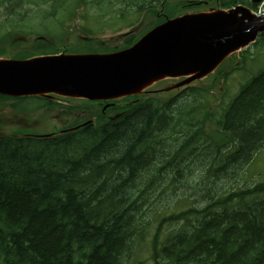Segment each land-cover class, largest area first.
Masks as SVG:
<instances>
[{"label": "trees", "instance_id": "1", "mask_svg": "<svg viewBox=\"0 0 264 264\" xmlns=\"http://www.w3.org/2000/svg\"><path fill=\"white\" fill-rule=\"evenodd\" d=\"M129 1L142 8L138 0ZM190 1V7L197 4ZM236 5L254 8L250 0H220L219 7ZM136 40L133 35L115 51ZM252 46L264 55V34ZM36 48L39 54L14 57L47 52L44 45ZM250 49L237 57L243 66L253 58ZM259 65L250 64L249 74ZM220 72L213 75L226 80ZM212 97L211 88L188 85L173 97L99 103L87 119L94 122L72 131L1 135L0 264H129L148 228L155 229L149 247L154 264H264V183L237 186L218 197L213 187L196 190L198 185L191 193L175 186L181 165L194 157L210 164L213 178L229 175L230 166L233 176L264 143V67L219 111L210 110ZM28 99L43 102L39 107L55 104L0 95V107L26 111L18 104ZM107 104L113 106L103 113ZM184 193L202 201L154 224L144 218L145 202L152 206L154 199ZM165 226L172 230L160 245Z\"/></svg>", "mask_w": 264, "mask_h": 264}, {"label": "rangeland", "instance_id": "2", "mask_svg": "<svg viewBox=\"0 0 264 264\" xmlns=\"http://www.w3.org/2000/svg\"><path fill=\"white\" fill-rule=\"evenodd\" d=\"M140 1L141 0H138V4H141L142 8L132 6L129 0H87L86 5L79 0H0V27H2V31L15 32L17 35L29 38L25 40L24 43L20 42V39L10 41L6 48H2V51L4 52L2 57L12 58L18 52L22 51L30 54L36 51L34 48H36L37 45H47V41L38 43V40H35L38 35L52 42L54 48H46V54L52 53L57 49L56 46L60 45H62L59 47L61 49L58 50H64L65 52L68 50V52L74 55L107 54L110 53L112 49H119L122 47V40H124L125 37L123 35L118 36L117 29L123 28L121 32H127L133 29L134 34L147 33L150 28L157 24V19L159 18L158 14L164 16L176 14L178 11L181 12L182 10H179L178 7L185 2V0ZM165 1L168 3L164 4ZM54 2H57L62 7L59 9L54 8ZM198 2H204V4H202L200 9H193V12H197L196 10L208 11L211 9H218L219 7L216 5L220 6L218 0ZM150 3L153 8L150 6ZM42 5H45V7ZM147 6H149V8ZM172 8H176L174 12L169 10ZM47 10L49 11L48 15L57 14V12L62 14H57L56 17H50L47 16ZM79 10L81 14L79 13ZM95 13L102 14L106 18H100L98 15H94ZM121 13L130 14L121 19L114 18ZM65 14L68 16L73 15L70 17L71 24L80 26L87 25V27L94 30V34H88V37H96L93 44L89 45V42L84 39L86 36L83 32H80V34L76 36L75 32L80 30L77 29L73 32L72 29L66 30L68 27V21ZM89 19L93 21L87 24ZM97 20L99 21L97 22ZM29 28H31L37 36L32 35ZM66 31H69L71 34L67 33V35H65ZM250 52L253 53L252 55L254 59L246 60L245 66L254 62L264 65V55L260 53V50L252 46ZM237 55L238 53L233 56ZM233 56L227 59L229 62L222 65L221 74L229 73L232 66H234L235 59H232ZM245 66L244 68L229 74L226 80H223L220 77L216 79L214 75H211L203 80L192 83L190 87H197L204 90L211 88L213 95L211 98V105L213 107L210 110L212 112L219 111L220 107H223L225 104L227 106L231 102L239 92L241 86L244 85L251 76H255L258 73L257 71L250 75V68L245 71ZM256 68L257 67H255V69ZM178 82H180V80H164L162 83L154 85L146 90V92L155 93L157 92V89L169 88ZM174 93H177V91H173L171 94ZM53 101L66 106L81 107L83 105L82 100L75 99L62 100L53 98ZM88 103L89 102H86V104L80 108L82 110H79L78 112H69L65 110V106H61L52 108L44 107L35 110L32 114L20 112L22 115H14V112L11 113L8 111L10 110L9 108L0 107V135L9 134L13 131H15L11 133L13 135L36 134L40 136L43 134L56 133L59 130L67 128L70 124L82 123L86 118V114L89 113V111L86 110L89 107L93 108L91 109V112H93L95 108H100L99 103L97 102H92V106H88ZM77 109L78 108H71V110ZM212 153H215V151L211 150L209 152V154ZM204 157L206 158V156ZM206 167L207 163L195 157L191 159L190 163L182 164L180 169L183 171V176L176 178L175 186L178 189L183 188L185 191L191 193H193V189L190 188L197 187L198 185L199 188L196 190H204L205 188L213 187L217 191L215 197H218L224 192H226L224 196L229 194L233 189H237V186L242 188L245 186H253L257 183H264V143L256 154L248 161L247 165L242 166L241 170L235 169V175L233 174L234 179L232 178V172L234 171L233 166L227 168L226 173L229 174L227 177H210L208 179L206 178L208 175L205 170ZM210 181L212 182L211 184ZM213 183L214 185H212ZM187 188L189 189L187 190ZM188 196H190L188 193H184L183 196L179 194L173 195L166 200L165 197L156 200L154 199L151 202L152 206L149 202H145L147 207H145L144 218L153 223L169 212L186 211L192 207V203L198 206L197 203L202 201L199 197ZM200 206L197 208H200ZM149 208H152L151 213H149ZM167 227L168 226H165L162 230L160 242L163 241L172 230ZM154 231V228L147 229V232L149 233L146 234L144 241L141 244H136L134 247V254L139 253L140 255H133L129 263L135 261V264H140L142 261L143 264H154L150 258L151 255L149 252ZM134 240H136V238Z\"/></svg>", "mask_w": 264, "mask_h": 264}, {"label": "water", "instance_id": "3", "mask_svg": "<svg viewBox=\"0 0 264 264\" xmlns=\"http://www.w3.org/2000/svg\"><path fill=\"white\" fill-rule=\"evenodd\" d=\"M260 34L264 15L256 17L244 6L187 13L165 21L117 53L0 59V95L115 101L144 94L167 79L185 78L169 89L174 90L205 78Z\"/></svg>", "mask_w": 264, "mask_h": 264}]
</instances>
